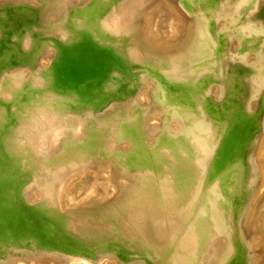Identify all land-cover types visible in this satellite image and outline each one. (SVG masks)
<instances>
[{
	"label": "bare ground",
	"instance_id": "1",
	"mask_svg": "<svg viewBox=\"0 0 264 264\" xmlns=\"http://www.w3.org/2000/svg\"><path fill=\"white\" fill-rule=\"evenodd\" d=\"M0 264H264V0H0Z\"/></svg>",
	"mask_w": 264,
	"mask_h": 264
}]
</instances>
